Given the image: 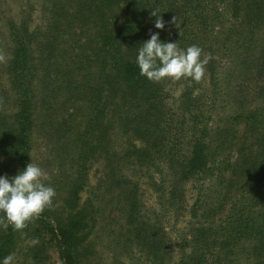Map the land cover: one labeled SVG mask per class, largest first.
I'll list each match as a JSON object with an SVG mask.
<instances>
[{"label":"trees","instance_id":"trees-1","mask_svg":"<svg viewBox=\"0 0 264 264\" xmlns=\"http://www.w3.org/2000/svg\"><path fill=\"white\" fill-rule=\"evenodd\" d=\"M44 7L51 18L38 45L54 50L69 29L85 56L79 70L91 66L95 76L74 86V101L87 114L70 166L48 183L53 204L21 230L0 220V258L11 253L16 264H49L52 249L58 264H83L104 201L152 264L173 250L157 220L165 215L182 222L173 264H240L237 250L246 244L247 262L264 264V0H47ZM153 10L163 29L154 27ZM24 12L5 32L15 109L0 114V175L13 176L32 160L39 29L30 30ZM155 32L182 48L198 45L207 59L200 81L181 79L172 105L169 79L150 81L135 63ZM145 172L155 177L148 187L156 209L149 212Z\"/></svg>","mask_w":264,"mask_h":264},{"label":"rangeland","instance_id":"rangeland-1","mask_svg":"<svg viewBox=\"0 0 264 264\" xmlns=\"http://www.w3.org/2000/svg\"><path fill=\"white\" fill-rule=\"evenodd\" d=\"M62 1L66 2V0ZM24 5L23 0H0V114L3 118L4 116L9 117L15 109V97L8 88L4 72L9 55V46L5 39L7 23L8 20L13 19L17 22L21 18L20 11H25L24 15L30 23V30L39 29L38 43L32 48V59L38 64V71L35 77L37 120L32 135L31 162L45 171L47 179L44 182L50 183L57 179L61 171L66 172L70 166L71 153L75 148V132L82 127V120L87 114L85 107L74 101V96L77 94L74 86L79 80L81 82L84 80L86 83L92 82L95 75L91 66L88 71L79 70L80 61L85 56L79 50L74 49L75 44L69 29L64 39L54 45V50L52 47L51 51H47V47L45 49L38 45L45 37L44 28L51 18L48 15L49 7H44L47 5V0H29L25 9ZM166 89L169 104L172 105L183 90L182 80L169 79ZM229 98L231 99V94L230 97L226 96L227 100ZM247 99L248 107L254 106L250 95ZM225 105L226 103H220V107L225 108ZM224 110L228 111V109ZM65 154L70 155L69 159ZM64 158L67 160L64 161ZM95 168L97 165L91 170V183L96 180ZM150 177H152L151 174L144 173L143 201L147 212L156 209L155 195L148 187ZM154 178L153 176L152 179ZM213 180L211 183L214 185ZM193 193L192 190L188 191V196ZM103 202L98 206L97 223L92 230L88 245L89 253L83 264H152L141 249L133 243L126 229L123 228V222L117 218L116 221L115 217L110 215V207ZM157 220L165 232L166 242L173 248L170 255L164 256L162 264H173L178 257L174 230L181 227L182 222L180 220L173 225L174 222L166 215L160 216ZM248 249L249 244L238 248L236 259L240 264H250L246 260ZM49 252L51 253L49 264H58L56 253L52 249ZM16 258L14 264H16Z\"/></svg>","mask_w":264,"mask_h":264},{"label":"clouds","instance_id":"clouds-1","mask_svg":"<svg viewBox=\"0 0 264 264\" xmlns=\"http://www.w3.org/2000/svg\"><path fill=\"white\" fill-rule=\"evenodd\" d=\"M156 16L154 27L163 29L160 14ZM202 49L198 45L180 47L176 41H162L159 32L150 33L149 38L140 44L135 63L140 75L159 82L162 79H191L200 81L205 75L207 59L201 58ZM45 171L33 162L27 163L16 174L0 175V220L5 226L16 230L27 224L53 204L56 190L44 181ZM14 255L9 253L0 258V264H14Z\"/></svg>","mask_w":264,"mask_h":264}]
</instances>
